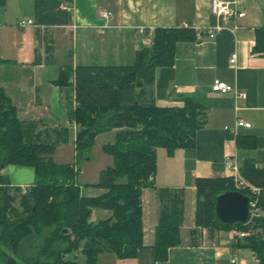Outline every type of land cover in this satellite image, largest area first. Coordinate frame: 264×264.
Instances as JSON below:
<instances>
[{"label":"crops","instance_id":"1","mask_svg":"<svg viewBox=\"0 0 264 264\" xmlns=\"http://www.w3.org/2000/svg\"><path fill=\"white\" fill-rule=\"evenodd\" d=\"M239 1L244 17L237 29L229 23L214 39L205 37L214 24L209 0H63L60 6L70 16L63 26L38 24L34 0H5L0 8V88L15 109L23 141L51 145V159L57 165L75 164L76 67L133 65L136 53L151 46L155 28L185 25L203 34L201 39L177 43L173 65L156 69L153 79L157 107L181 108L183 99L189 98L206 110L205 125L196 131L192 147L177 149L171 156L162 148L155 150L154 188L180 191L184 202L180 245L167 249L163 264H230L232 258L237 264H256L258 259L251 250L235 246L241 239H234L233 229L209 235L194 226L195 178H226L227 156L239 169L251 161L264 170V52L254 49L256 30L264 29V0ZM27 20L33 25L18 26ZM64 69L70 76L65 85H58ZM215 80L235 87L245 99L212 92ZM238 119L250 127L235 128ZM115 133L99 134L95 141L99 146L111 144ZM252 143L253 147L247 146ZM1 175L10 188L23 190L34 181L33 170L26 167L8 165ZM84 191L86 197L103 192L80 187L81 194ZM140 201L143 245L152 246L159 210L154 189H143ZM108 216L107 211L95 210L91 220ZM98 263L137 264V260L103 253Z\"/></svg>","mask_w":264,"mask_h":264},{"label":"trees","instance_id":"2","mask_svg":"<svg viewBox=\"0 0 264 264\" xmlns=\"http://www.w3.org/2000/svg\"><path fill=\"white\" fill-rule=\"evenodd\" d=\"M62 1L34 0L36 22L67 25L70 16L60 8ZM4 5L5 0H0V8ZM194 40L192 28H155L151 46L136 53L133 65L75 68V164L87 158L99 134L116 130L114 141L101 146L112 165L99 172L97 184L86 186L103 191L94 197L80 194L73 165L52 161L51 145L23 141L15 109L0 88V264H99L103 253L120 260L136 259L137 264H163L167 249L180 245L183 193L154 188L155 150L162 148L171 156L177 149L192 147L196 131L205 125L206 110L189 98L183 99L181 108L157 107L153 79L156 69L173 65L177 43ZM254 49L264 52V29L256 30ZM69 76V69L61 70L55 83L65 85ZM8 165L33 170V184L24 193L10 188L1 175ZM239 172L261 190L263 215L246 225H221L214 216L216 196L227 191L249 193L235 189L227 177L195 178L194 226L249 233L235 246L251 250L264 264V170L244 161ZM146 188L154 189L159 203L152 246L142 241L140 196ZM18 196L21 211H7L8 203ZM95 210L107 211L109 216L94 222ZM30 238L35 241L32 256L16 259L20 246ZM73 252H79L83 261L65 257Z\"/></svg>","mask_w":264,"mask_h":264},{"label":"built area","instance_id":"3","mask_svg":"<svg viewBox=\"0 0 264 264\" xmlns=\"http://www.w3.org/2000/svg\"><path fill=\"white\" fill-rule=\"evenodd\" d=\"M61 9L65 10L62 5ZM209 13L214 24L207 30L205 37L208 39H214L216 34L220 32L227 24L232 23V30L237 29V22L244 17V12L240 8L239 0H209ZM108 13H103V17H107ZM27 25H33V21H21L18 23V26L24 27ZM183 27H186L183 25ZM140 35H143V30L139 31ZM203 36L202 33L195 31V39H201ZM235 63V55H232L229 60V65L233 66ZM211 91L219 94L231 93L236 98L245 99V94L241 93L235 87L225 84L224 82L215 80L211 85ZM246 128L248 129L250 125L244 121L238 119L235 122V128ZM224 167L227 173V178H230L233 182L235 189L245 190L249 193V196L252 200L249 202V216L248 220L245 223L248 224L252 218L258 217L260 213L256 209V204L259 200V195L261 190L247 183L239 172V167L235 162L234 158L227 156L224 161ZM233 235L235 240L243 239L249 235L247 232L233 230ZM256 264H260L259 259H255ZM230 264H237L236 259H230Z\"/></svg>","mask_w":264,"mask_h":264},{"label":"rangeland","instance_id":"4","mask_svg":"<svg viewBox=\"0 0 264 264\" xmlns=\"http://www.w3.org/2000/svg\"><path fill=\"white\" fill-rule=\"evenodd\" d=\"M69 158V157H67ZM72 160V157H71ZM75 160V158H74ZM73 160V161H74ZM112 165V159L110 157H108L106 154L103 153L101 146L98 145V142L95 141L94 145L90 148L88 154H87V158L82 159L80 161L79 167L76 164H73L74 166V171H78V174L76 176V182L77 184L82 187V189H85L86 186L88 185H94L98 183V176H99V172L101 170H104L107 167H110ZM24 173V172H22ZM22 180L26 179L24 176H22ZM28 188H24L22 190V192L24 193L26 190H28ZM86 191L83 192V196L84 193ZM12 193V192H10ZM81 194V192H80ZM11 195V194H10ZM19 198L20 196H18V199L15 202H9L8 203V210L7 211H21V207L19 206ZM256 209L257 211L260 213V216L263 215V211L259 206V200L256 204ZM204 232H206V234H214V233H220V232H227L226 230H216L214 228H203ZM258 233V231H252V235ZM34 242L31 238L28 239V241H26L24 244H22L19 248L18 251V256L16 259H20L23 256H27L31 257L32 255H29L31 253V250L33 248ZM67 257H71L74 258L75 260H80L83 261V258L79 255V252H73L69 255H66ZM65 256V257H66Z\"/></svg>","mask_w":264,"mask_h":264},{"label":"water","instance_id":"5","mask_svg":"<svg viewBox=\"0 0 264 264\" xmlns=\"http://www.w3.org/2000/svg\"><path fill=\"white\" fill-rule=\"evenodd\" d=\"M250 196L238 191H227L215 198L214 216L221 225H243L249 216ZM65 232V231H64Z\"/></svg>","mask_w":264,"mask_h":264}]
</instances>
